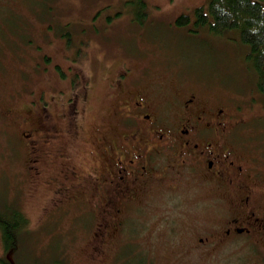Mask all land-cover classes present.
Segmentation results:
<instances>
[{"label": "rangeland", "instance_id": "obj_1", "mask_svg": "<svg viewBox=\"0 0 264 264\" xmlns=\"http://www.w3.org/2000/svg\"><path fill=\"white\" fill-rule=\"evenodd\" d=\"M131 1L0 0V109L13 110L37 90L52 94L57 132L48 131L50 121H42L49 132L48 146L60 155L37 172L26 155L30 137L20 136L22 126L0 114V204H16L28 217L15 250L4 253L0 237V256L19 264H264L263 239L235 229L223 232L236 217L230 204L235 193L226 195L216 183L175 169L168 173L179 185L175 191L152 194L125 211L102 253L87 255L97 222L77 210L82 195L92 189L90 181L83 180L89 177L83 176L94 165L96 132L115 122L114 111L107 110L112 99L106 86L121 62L124 70L135 65V75L144 77L153 88L151 97L164 107L177 95L193 91L202 99L235 107L240 120L230 134L231 143L254 159L263 180L252 184L264 187V111L258 92L251 91L254 72L239 55L243 47L174 25L178 14L192 16L195 7L209 0H146L143 22L132 19ZM63 26L78 35L67 54L58 34ZM39 44L52 59L47 66L38 62L44 49L33 45ZM75 69L80 76L73 75ZM59 70L65 71L64 77ZM88 82L92 90L86 96ZM70 90L77 100L84 97L76 117L63 101ZM60 110L71 116L58 117ZM160 155L155 161L170 165L167 155ZM57 185L68 186L70 196L78 194L72 209L66 210L70 202L63 197L62 202L52 201L61 196ZM260 203L255 209L264 215V196ZM42 210L48 212L42 215Z\"/></svg>", "mask_w": 264, "mask_h": 264}, {"label": "flooded vegetation", "instance_id": "obj_2", "mask_svg": "<svg viewBox=\"0 0 264 264\" xmlns=\"http://www.w3.org/2000/svg\"><path fill=\"white\" fill-rule=\"evenodd\" d=\"M123 64L119 63L114 73L108 76L106 86L112 99V108L107 110L114 111L115 122L97 130L94 165L86 173L87 176H83L89 177L83 180L85 183L89 180L92 189L84 194L90 200L82 195L84 206L81 203L77 211L79 214L93 215L97 222L89 239L87 255L96 257L102 253L105 242L121 227L125 211L141 204L143 198H150L152 194L164 190L175 191L179 185L168 174L174 169L178 173L188 170L202 181H212L218 187H223L226 195L235 193L230 196L233 202L229 203L236 217L230 222L232 226L224 229L225 234L235 229L239 233H252L264 239V215L255 209V203L261 206L264 187H254L252 184L254 181L257 185L263 179L251 164V157L231 143L230 134L240 120L237 115L239 111L235 107L221 105V102L213 103L208 97L202 99L194 91L182 93V97L177 95L175 102L171 101L170 105L164 107L162 102H155L151 97L153 88L144 83V77L135 75V65L124 70ZM73 72V75H81L80 70ZM85 89L87 96L92 90L90 82ZM43 95L45 91L37 100V104L43 102L39 112L44 116L56 117L48 108L50 97L45 99ZM48 96L52 97V94L48 93ZM82 99L77 100L70 90L68 98L63 100L66 106L76 111L71 114L74 117ZM18 107L21 108L20 105ZM12 112L11 107L0 109V114L6 115L9 120H14ZM60 113L65 117L70 115L67 111L60 110ZM33 134L32 130L25 134L30 137L27 145L32 148L29 149L32 156L28 160L40 172V166L45 169V161L39 155L38 146L34 145L37 139L33 138ZM48 137L45 135L42 141L53 149L54 146L47 144L50 142ZM55 150L51 151L52 156H55ZM162 152L167 155L170 165L162 162L160 166L159 161H155ZM55 188L61 196L54 197L61 202L63 199L64 202L69 201L66 210L69 206V210L72 209L75 205L73 200L78 198V194L70 196L68 186L63 188L57 185ZM61 197L63 199L60 200ZM199 240L203 239L199 237Z\"/></svg>", "mask_w": 264, "mask_h": 264}, {"label": "trees", "instance_id": "obj_3", "mask_svg": "<svg viewBox=\"0 0 264 264\" xmlns=\"http://www.w3.org/2000/svg\"><path fill=\"white\" fill-rule=\"evenodd\" d=\"M146 2V0L131 1L133 9H135L133 20L135 19L143 22L142 18L146 16V13H144ZM116 14L118 15L119 12ZM175 18L174 25L188 28L189 33L204 31L210 34V36L213 35L218 38H224L228 43L231 41V45L239 44L243 47H241L243 52L239 55L254 72L255 87L253 89L251 88V91L258 92V96L261 98L259 99L260 104L258 105L261 110L264 111V4L260 3V0H209L205 6L200 5L195 7L192 16L187 13H180ZM67 23L70 24L69 22ZM61 28H63V30H60L58 34L62 40V45H64L65 54H67L69 53L67 47L69 45L75 46L74 40L78 38V35L66 26ZM39 45H33V47L43 50V46L41 47ZM39 58L40 60L38 62H40V64L42 63L47 66V64L52 63L50 54L45 52V49L44 53L41 54ZM53 67L60 69L57 65ZM60 73L61 75L59 76H65L64 70L60 71ZM42 94V90H37V92L34 91L30 97H27L26 101L20 104L21 108H13L12 114L15 115L13 123L17 122L22 126V132L19 131L20 136H24L28 131H33V138L37 139L34 145L38 146L40 150L39 155L43 158L42 160L45 161L48 167V159L52 158L56 160L60 155L57 156L58 151L55 150L53 152L55 156H52L51 151L54 150V148L52 149L45 146L46 142L42 141L44 136H47L49 133L46 130L47 124L43 123L42 120H48L52 124V120L56 121L57 116H44L39 112L43 102H38L37 104V100ZM43 96L45 99L50 97L51 101L52 97L48 96V94ZM49 107L52 110L51 103H48V108ZM57 115L60 117V115L63 114L60 113ZM55 128L56 126L54 127L52 124L48 131L56 133L57 131ZM29 149L32 150L31 147ZM26 155L30 157L32 156V152L29 151ZM250 162L253 165L254 159L251 158ZM54 200L55 197L53 196L52 201ZM46 206L50 207L51 204H46ZM47 212L48 211L44 210L41 211L42 215ZM27 218V215L24 214L22 209L16 204L6 203L5 206L0 204V237L4 253L11 252L17 248L18 234L25 226ZM80 262L69 264H85L82 261ZM0 264L19 263L13 261V259L9 260L2 255L0 256Z\"/></svg>", "mask_w": 264, "mask_h": 264}]
</instances>
